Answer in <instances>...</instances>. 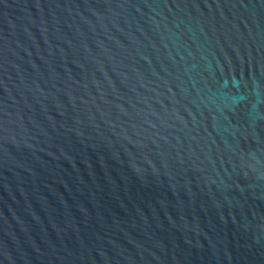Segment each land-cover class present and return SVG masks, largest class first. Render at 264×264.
<instances>
[{"label":"water","instance_id":"1","mask_svg":"<svg viewBox=\"0 0 264 264\" xmlns=\"http://www.w3.org/2000/svg\"><path fill=\"white\" fill-rule=\"evenodd\" d=\"M0 264H264V0H0Z\"/></svg>","mask_w":264,"mask_h":264}]
</instances>
